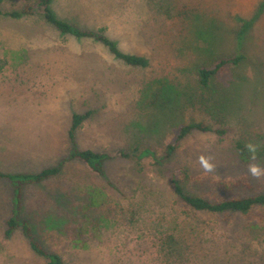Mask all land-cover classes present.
Here are the masks:
<instances>
[{
  "label": "rangeland",
  "instance_id": "374dc122",
  "mask_svg": "<svg viewBox=\"0 0 264 264\" xmlns=\"http://www.w3.org/2000/svg\"><path fill=\"white\" fill-rule=\"evenodd\" d=\"M37 2L6 0L0 12ZM51 6L80 30L107 28L121 51L145 56L150 65L130 67L39 14L1 17L0 171L35 174L68 160L75 113L93 112L77 133L80 151L114 155L138 147L161 158L178 124L193 121L226 134L192 133L161 167L152 157L106 160L103 177L80 160L66 161L60 177L22 186L21 217L35 238L67 264H264V208L211 216L190 209L172 183L179 179L188 192L214 201L264 194V0H54ZM237 58L211 83L213 103L226 108L221 117L196 107L172 118L141 103L144 84L163 78L201 94L199 68ZM238 142L252 149L250 161L240 158ZM17 188L18 181H0V264H48L21 229L5 237ZM89 204L95 206L87 210Z\"/></svg>",
  "mask_w": 264,
  "mask_h": 264
},
{
  "label": "trees",
  "instance_id": "16d2710c",
  "mask_svg": "<svg viewBox=\"0 0 264 264\" xmlns=\"http://www.w3.org/2000/svg\"><path fill=\"white\" fill-rule=\"evenodd\" d=\"M5 1L6 0H0V6ZM53 1L54 0H38L35 6H27L20 11H13L10 13L0 12V18L5 16L11 17L13 19H20L23 17L39 14L43 16L44 20L48 24L53 26L62 34H67L76 38L91 39L95 42H98L107 48L115 58L130 67L140 69L149 67L150 62L145 56L127 54L121 51L117 43L107 36V28L103 27L94 32L80 30L71 23L61 20L56 15L51 6ZM238 61H240V58L233 60H221L211 69L205 67L199 68V88L202 90L201 94L195 92L194 90H188L187 87H183L182 84H173L168 78L157 79L146 83L141 90V103H144V106L156 107V109L162 114L172 115V118H180L184 111L196 107H201L202 111L206 114H211L213 112V115L215 114V116H220L224 113H227L225 111V106L213 103L215 94H213L214 89L211 83L214 79V76L220 71L222 67L228 65L231 62L236 64ZM92 114L93 112L89 111L84 114L75 113L73 115L72 124L68 132V139L72 153L69 159L66 161L80 160L86 164L92 172L102 177L105 176L104 162L106 160H114L118 157L123 159H129L135 156H138L140 159L152 157L155 160L156 165L161 167L164 166L166 162L174 158L176 153L181 149L185 139L192 133L197 131L201 133H215L219 136L226 134V130L224 129L214 128L213 126L207 125L204 122L193 121L186 125H181L180 123L178 124L182 127L180 128L175 141L168 145L161 158L157 157V154L150 149H145L139 153L140 148L138 147L131 149L129 153L121 150L114 155L106 152L97 153L92 150L80 151L78 149L77 133L82 129L85 122L91 118ZM236 148L240 153V158L242 160L247 162L252 159L250 154L252 149L245 148L241 142L237 143ZM65 162H62L60 165L55 167L45 168L41 172L35 174H9L0 171V181H18V188L13 192L14 199L12 203V215L7 222L5 237L11 238L18 229H21L32 251L36 255L45 258L48 261V264H67V262L60 253L46 250L43 245L35 238L29 221L21 217L23 203L22 195L24 193L22 186L27 184L38 185L51 179L60 177L63 173V166ZM172 183L175 186L176 194L179 199L189 206L190 209L197 212H204L211 216L227 214L230 212L240 213L247 216L256 208H264V194L246 198L234 197L231 199L214 201L204 196L195 195L188 192L181 184L179 179H173ZM220 184L226 188H230L231 186V183L227 181H223ZM94 204H89V206H87V210H90L92 207H94Z\"/></svg>",
  "mask_w": 264,
  "mask_h": 264
},
{
  "label": "clouds",
  "instance_id": "9594fccd",
  "mask_svg": "<svg viewBox=\"0 0 264 264\" xmlns=\"http://www.w3.org/2000/svg\"><path fill=\"white\" fill-rule=\"evenodd\" d=\"M201 160H202V163L204 164V167H205V168H210V167H211V165H210L206 160H204L203 157L201 158ZM252 172H253L254 175H261V174H262V173H261V170H259V169L256 168V167H253V168H252Z\"/></svg>",
  "mask_w": 264,
  "mask_h": 264
}]
</instances>
